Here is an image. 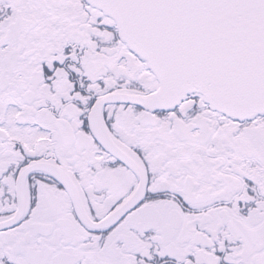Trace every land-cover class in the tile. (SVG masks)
<instances>
[{"label": "snow or ice", "instance_id": "6c2138e0", "mask_svg": "<svg viewBox=\"0 0 264 264\" xmlns=\"http://www.w3.org/2000/svg\"><path fill=\"white\" fill-rule=\"evenodd\" d=\"M0 264H264V0H0Z\"/></svg>", "mask_w": 264, "mask_h": 264}]
</instances>
